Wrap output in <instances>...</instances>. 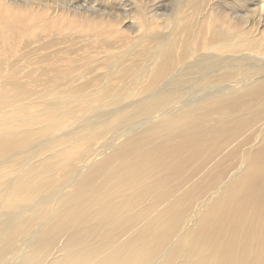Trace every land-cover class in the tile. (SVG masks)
Returning <instances> with one entry per match:
<instances>
[{
  "label": "bare ground",
  "instance_id": "6f19581e",
  "mask_svg": "<svg viewBox=\"0 0 264 264\" xmlns=\"http://www.w3.org/2000/svg\"><path fill=\"white\" fill-rule=\"evenodd\" d=\"M160 2L0 0V264H264V13Z\"/></svg>",
  "mask_w": 264,
  "mask_h": 264
},
{
  "label": "rangeland",
  "instance_id": "374dc122",
  "mask_svg": "<svg viewBox=\"0 0 264 264\" xmlns=\"http://www.w3.org/2000/svg\"><path fill=\"white\" fill-rule=\"evenodd\" d=\"M159 1H162V2H160V9L158 10V13H160V21H164V22H169L170 23V21L171 20H169L170 18H165L164 19V16H168V17H170L171 15H172V11H174V9H175V7H176V5H177V0H159ZM170 1V2H169ZM172 2H175V4L173 5V3ZM262 3V0H244V5L247 7V9H252V8H255L256 10L257 9H259V13H260V15L262 16V14L264 13L263 11H264V9H261V3ZM167 3V4H166ZM254 5H253V4ZM249 4V5H248ZM230 5H225V11H227V8L229 7ZM258 6V7H257ZM174 7V8H173ZM230 7H232L231 8V10H233V11H231L230 10ZM228 9H229V12L227 11V13H230L231 12V14H233L234 12H235V10H237L236 8H238L239 10L241 9H244L243 7L241 8H239V7H236V8H233V6H230ZM259 13L256 15V18L257 19H261L262 17H260L259 16ZM164 14H167V15H164ZM162 15V16H161ZM164 19V20H163ZM263 19V18H262ZM166 20V21H165ZM77 22L81 25V27L80 28H74V29H72V30H70L73 26H75V24H76V21L74 20V19H70V20H62V19H59V20H57V21H55V22H53L52 23V25H54V26H59V25H61V24H63V25H66V26H69V32L66 34V36L65 37H62V39H64L63 40V42L65 41V42H67V43H65V44H71V43H73L74 41L75 42H77V41H80V40H82V39H84V38H89L88 36H87V33L88 32H90V31H94V30H96V31H98L99 33V35L98 36H94L93 38H91V42H92V44L93 45H95V44H97V42H98V40H99V36H105L106 37V35H107V28H106V25H107V23H102V22H100V21H98V20H95V21H85V20H81V19H79V18H77ZM151 23V24H150ZM150 26L151 27H149V30H148V33H152V32H156L158 29L160 30V31H164V32H166V28H164V29H162V28H160V27H158L157 28V30L156 31H154L153 29H150V28H153V26H154V22H151L150 21ZM45 24H47V25H49V23H45ZM126 25V24H125ZM170 25V24H169ZM221 25V27L223 26L222 24H220ZM165 26V25H164ZM162 27V26H161ZM166 27V26H165ZM177 28H179V24H178V26H177ZM223 29H225V27H222ZM151 30V31H150ZM153 30V31H152ZM225 30H227V31H233L232 30V28H231V26H227V29H225ZM150 31V32H149ZM142 33V32H141ZM101 36V37H102ZM61 39V40H62ZM63 45H65L64 43H62ZM116 44V43H115ZM261 46H264V42H260L259 43ZM117 46H121L122 45V43H119V44H116ZM147 45H149V41H144L143 43H142V45L141 46H147ZM126 45H122V47H121V49L122 48H124ZM93 57V55H87V54H81L80 55V59L78 60V61H80V62H84V61H86V60H89L90 58H92ZM90 114V112L88 111V112H86V115H89ZM71 119V121L69 122V123H71L72 121H74L73 120V118H70ZM63 132L64 131V129H60L57 133H60V132ZM50 133H55L54 131H51ZM56 134V133H55ZM55 134H50L49 135V137H52V136H55ZM106 138H107V135H105V136H103V137H101V138H99L97 141H96V143L93 145V147H96V145L97 144H99L100 143V141H102V140H106ZM81 155L82 156H87L88 155V151L87 150H82L81 151Z\"/></svg>",
  "mask_w": 264,
  "mask_h": 264
}]
</instances>
